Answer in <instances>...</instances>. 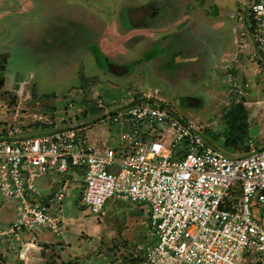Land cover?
I'll list each match as a JSON object with an SVG mask.
<instances>
[{"label":"rangeland","instance_id":"374dc122","mask_svg":"<svg viewBox=\"0 0 264 264\" xmlns=\"http://www.w3.org/2000/svg\"><path fill=\"white\" fill-rule=\"evenodd\" d=\"M154 1L160 11L148 18V27L126 34L120 27L118 31L114 18L120 5L124 9ZM218 1L231 4L234 12L215 14L218 10L212 0H0V23L5 29L0 50L8 54L9 75V81L0 87V134L14 129L15 135L31 136L52 131L61 123L63 127L87 126V142L103 152L117 146L128 130L127 125L105 121L109 113L124 105L154 103L175 108L199 127L209 144L231 155L263 146L264 59L253 36L252 15L247 5L240 8L241 1ZM132 12L130 7L128 18L134 21ZM169 34L172 41L164 43L169 44L165 53L147 59L150 53L146 52L165 46L159 43ZM129 36L132 38L124 43L131 45L129 52L116 56V61L132 62L131 72L125 64L116 65L119 71L112 66L102 69L89 47L94 48L102 37L104 49L115 43L119 48ZM122 51L126 49L122 47ZM178 53L180 65L168 61H175ZM16 72L26 74V80L30 73V80L15 79ZM185 96L200 97L202 103L186 106ZM238 101L246 109L249 138L254 140L248 148V141L225 144L228 111ZM165 135L171 139L169 133ZM80 171L83 174L80 167H72L66 174L35 171L33 195L49 202L63 221L68 219L70 233L69 240L64 238L67 234L53 231L55 235L48 233L52 239H38L40 256L32 251L27 255L28 264H149L138 249L144 246L140 237L145 242L154 240L149 237V205L117 195L106 201L105 215L91 212L80 195ZM71 174L75 175L73 181ZM62 191L65 196L59 201L56 194ZM16 206L0 192L1 227L15 219ZM257 213L264 223V211L257 208ZM133 215L139 218L132 220ZM19 241L13 235L0 236V264H24ZM94 247L100 251L92 253ZM247 263L253 264L252 256Z\"/></svg>","mask_w":264,"mask_h":264},{"label":"built area","instance_id":"2783aa9c","mask_svg":"<svg viewBox=\"0 0 264 264\" xmlns=\"http://www.w3.org/2000/svg\"><path fill=\"white\" fill-rule=\"evenodd\" d=\"M248 8L264 59V0H249ZM104 120L128 130L103 152L87 142V126L61 123L31 136L15 135L14 129L0 134V192L17 205L0 236L22 241L24 264L39 248L38 228L61 233L50 205L33 195L35 171L66 174L72 167L84 171L82 200L91 212L105 215L106 201L117 195L149 205L151 235L157 237L147 245L149 264H249L248 256L264 264V223L257 213L264 211V145L231 156L162 104L124 105ZM64 196L56 194L59 200ZM23 232L29 239L23 240Z\"/></svg>","mask_w":264,"mask_h":264},{"label":"flooded vegetation","instance_id":"af4514ba","mask_svg":"<svg viewBox=\"0 0 264 264\" xmlns=\"http://www.w3.org/2000/svg\"><path fill=\"white\" fill-rule=\"evenodd\" d=\"M204 1V0H203ZM207 1V0H205ZM210 1V0H209ZM213 1V4L214 2H216V0H212ZM239 1V0H238ZM242 5H247L249 6V0H244L242 1L241 0V5H240V8ZM107 6H109V4H107ZM112 6V5H111ZM105 7V6H104ZM131 7V9H134L133 12L131 13L132 16H134V21L131 19L128 18V10L129 8ZM220 7V6H219ZM219 7H216L219 9ZM230 7L229 4H227L225 6V9H227V11H233L232 9H228ZM232 8V7H231ZM160 11L159 9V4L157 2H149L148 4H144V5H140V6H126L124 9L121 7V5L118 7L117 9V13H115V18L114 20L117 21V29L120 27V31L123 33V34H126V33H129L131 30H135V29H142L144 27H148L149 23H148V18L151 16H153V14L155 15L156 13H158ZM237 13L240 12L239 8H237ZM121 12H123L124 15H121ZM236 13V14H237ZM240 18H242V15H239ZM105 21V20H104ZM119 31V29H118ZM119 31V32H120ZM102 34H105V30H104V33ZM153 34V33H152ZM132 37H134L136 35V33L134 34H131ZM104 36V35H103ZM102 36V37H103ZM106 36V35H105ZM102 37L100 38L99 37V41L98 42H95L97 44L94 43L91 44L94 46L93 47H89L90 48V51L91 53L93 54L94 58H95V61L96 63L102 67V69H104L103 67H105L107 70L109 69V66H112V67H116V69L118 70L119 66H116L117 64H125L126 66H128V70L127 72H131L132 70V66H135L134 64H132V62H118L116 61V56H119L121 54H125V53H128L129 52V49L131 48V45L130 46H127V44H124L126 40L128 39H131L132 37L129 36V38H126L124 39L123 41L120 42L121 46L123 48L126 49V51H122V47L120 46L119 48L117 47V44H110L106 47V49H104L102 47ZM169 41V43L172 41V38L169 34L168 37H166L165 40H163L161 43H159V45L161 44H164V43H167L166 42ZM94 42V41H93ZM90 44H87V48ZM165 46H162V47H159V49H157L156 51H153V49H149L147 53H150L147 57V59H150V58H155V57H158V56H161L163 55V53H165V50H167V47L169 46V44H164ZM128 47V48H127ZM158 47V46H157ZM97 50V52H96ZM176 52V51H174ZM174 52H173V55H174ZM107 53L109 55H107ZM154 53V54H153ZM168 54V53H167ZM180 53H178V55L174 56L175 57V61L173 59V61L171 60H168L169 62H171L172 64H178L180 65L179 63H177L176 61V58L180 57L179 55ZM172 54H170V56L172 57L173 56ZM7 54H3V55H0V87H4L5 84L9 81V75H8V72H7V67H6V62H7ZM177 58V59H178ZM132 64V65H131ZM115 65V66H114ZM104 69V70H106ZM5 71L7 73V75L5 74ZM119 71V70H118ZM23 75V74H22ZM20 75L19 72H16V75H15V79H18L20 80L21 78L23 79L22 82H28L30 80V73L28 74V77L29 79L26 80V74L24 76ZM17 81V80H16ZM19 83V81H18ZM14 87H16L17 89L16 90H19V86L18 85H14ZM19 87V88H18ZM142 94L145 95L144 92H142ZM183 101L184 103L187 105V96H185L183 98Z\"/></svg>","mask_w":264,"mask_h":264},{"label":"crops","instance_id":"0c3cea01","mask_svg":"<svg viewBox=\"0 0 264 264\" xmlns=\"http://www.w3.org/2000/svg\"><path fill=\"white\" fill-rule=\"evenodd\" d=\"M205 1V0H204ZM204 1L203 0H201V3H204ZM223 5H227V2H222V3H220L218 0H216V2H215V7H219V9L217 8V12L214 10V12H215V14H218V15H224V13H225V15L224 16H226L227 14H230V13H232V12H234V11H227V9H221L222 7L221 6H223ZM231 5V4H230ZM234 5V4H233ZM233 7V6H232ZM230 8H231V6H230ZM231 9H233V8H231ZM223 13V14H222ZM4 33H5V29H4V26L0 23V42H2L3 40H4ZM4 54V52H3V49L2 50H0V55H3ZM8 55V54H7ZM8 57V56H7ZM180 58V57H179ZM187 58V57H186ZM189 58H191V57H188V59ZM188 106V105H187ZM227 153V152H226ZM243 155V154H242ZM232 156H241V155H232ZM83 170V169H82ZM80 173L82 174V172L80 171ZM83 173H84V171H83ZM59 174H61V173H59ZM74 177H75V175L74 174H71V180L73 181V179H74ZM84 187H85V183H84V180H83V174H82V177H81V194L80 195H82L83 196V191H84ZM63 192V191H62ZM57 198V197H56ZM64 198V197H63ZM63 198L61 199V200H59V201H63ZM82 198V197H81ZM8 199V198H7ZM10 200V199H9ZM45 200H47V198L45 199ZM12 201V200H11ZM13 202V201H12ZM49 205H50V208H51V210L53 211V207H52V205L49 203V202H47ZM135 203H138V202H135ZM54 213V215H56L55 214V212H53ZM58 218H59V220H60V222H59V224H60V227H61V234H59V235H63V233H64V235L65 234H67V235H65L64 236V238H66V239H68L69 240V238H68V235H69V233H70V230H69V227H67V223H68V219H66V220H64L63 221V219H62V217H60V215H56ZM139 218V216L138 215H133L132 217H131V219L132 220H134V218ZM2 219H3V217H2ZM148 219V221H149V218H147ZM47 230V231H46ZM51 234V235H55V234H53L52 233V231L50 230V229H48V228H45V229H41V228H38L37 229V235H38V238L40 239V240H44V242L45 241H47V240H49V239H52L53 237H50L49 236V234ZM131 236H134V235H131ZM139 236H141V235H138V236H136V238L138 239V237ZM29 237V234L27 233V232H23L22 233V238H23V240H25L26 238H28ZM129 239H131V237H129V236H127ZM149 237H152V235L151 236H149ZM141 239H139V241H140V243H141V245H142V243H144V246L143 247H141L140 245L138 246V249L139 250H141V251H143L144 252V255L146 256V250H147V245H148V243H150V242H153V241H155V238H157L156 236H153V238H154V240L153 241H151V239H150V241L149 242H145L146 240L145 239H142V237H140ZM143 238H145V236L143 237ZM20 243L22 242V241H19ZM56 242H59V240L58 241H56ZM68 242H70V241H68ZM19 248V247H18ZM43 247H40V249H42ZM56 248V247H55ZM58 248H61V247H58ZM137 248V247H136ZM94 249L95 250H93L92 251V253H94V251H96V252H99L100 250H98V249H100V247H94ZM36 253H38V255H39V250H36L35 251ZM91 253V252H90ZM37 256V255H36ZM40 256V255H39ZM75 257V256H74ZM78 257V256H77ZM37 258H39V257H35V259H37Z\"/></svg>","mask_w":264,"mask_h":264},{"label":"trees","instance_id":"16d2710c","mask_svg":"<svg viewBox=\"0 0 264 264\" xmlns=\"http://www.w3.org/2000/svg\"><path fill=\"white\" fill-rule=\"evenodd\" d=\"M245 111L246 109L243 103L240 101L235 102L231 105L230 110L228 111L227 124L229 128V132L226 136V141H225L226 145L237 146L249 140V119H248V114ZM248 147H250V145L247 143L246 148ZM251 150L246 153H243V155L251 152Z\"/></svg>","mask_w":264,"mask_h":264},{"label":"water","instance_id":"95a60500","mask_svg":"<svg viewBox=\"0 0 264 264\" xmlns=\"http://www.w3.org/2000/svg\"><path fill=\"white\" fill-rule=\"evenodd\" d=\"M239 1H241V0H239ZM242 1H244V0H242ZM201 103H202V99L200 97L187 96V105L188 106H199Z\"/></svg>","mask_w":264,"mask_h":264}]
</instances>
